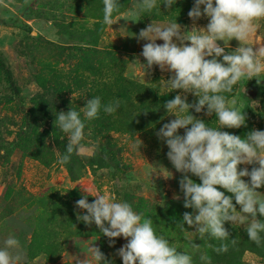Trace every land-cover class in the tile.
Masks as SVG:
<instances>
[{"label":"rangeland","instance_id":"obj_1","mask_svg":"<svg viewBox=\"0 0 264 264\" xmlns=\"http://www.w3.org/2000/svg\"><path fill=\"white\" fill-rule=\"evenodd\" d=\"M119 2L121 7L113 13L114 24L105 23L103 29L96 33L97 43L93 47L97 52L105 48L112 50L113 63L106 64L109 59L103 58L105 64L99 65L96 62L98 56L92 57L97 70L87 72L78 68L80 56L73 49L78 46L75 44L77 40L67 33L73 32V35H77L78 32L84 33L86 29H94L96 20L104 22L103 0H0V57L12 72L14 82L19 88V96H12L0 72V156L2 157L0 159V241L9 235H15L20 240L22 259L19 264H76L77 259L84 258L91 243L99 247L98 237L83 233L73 234L74 231L71 233L65 229L66 223L61 225L65 221L69 207L74 210V214L77 211L82 212L83 209L76 206V201L85 194L94 200L93 196L97 191L127 200L136 211L142 213L144 217L151 218L153 227L155 230L158 229L157 234L169 239L181 251H192L194 249L192 241L198 245L204 239V237H195L190 232H182L176 227L183 213L192 212V209L183 206V193L179 188L182 174L177 172L168 160L167 145L157 136L163 123L175 118L174 114L164 109L167 100L174 98L178 93L187 96L189 103H195L197 97L191 92L162 87L159 84L161 78L167 80L173 73L167 69L161 70L157 65H153L143 79L139 62L146 63L140 53L143 44L147 41L138 40L137 36L140 29L150 24L152 20L165 23L177 20L182 26V31H191L194 25L197 28L206 27L208 18L202 16L193 21L188 16L194 0H177L171 10L162 4L163 0H157L156 8L137 16H132L129 12L135 6L136 0H119ZM256 23L258 25L256 32L244 42L253 45L254 49L259 47L257 43H264V18L258 19ZM156 43L162 44L163 41L157 40ZM218 43L225 46L223 41ZM239 43L233 38L228 42L225 51L234 50ZM100 56L104 57L101 54ZM137 59L139 62H135ZM75 77L76 84L73 81ZM120 77L147 89L139 92L138 96L149 98L148 90L154 91L163 103L160 113L154 123L145 125L134 134L111 128L107 131L87 120L83 140L85 150L74 151L75 154L79 158L90 155L97 150L98 144L110 143L114 147L119 162L118 167L86 166L83 170H79L76 179H71L65 165L58 162L56 149H59L52 139L45 137L41 141L35 140L31 130L27 128L26 124L31 122V118L33 119L29 113L33 108V98L44 92L38 81L52 80L59 83L62 88L57 93L52 90V98H49L58 106V110L53 109L47 114V117L53 119L56 118L53 116L54 113L65 111L60 100L66 101L68 107L77 110L85 105L87 98L92 96L101 97L105 94L111 97L112 101L116 98L115 81ZM233 90L234 93L228 99H234L236 105L244 111L245 124L239 128L222 130L244 137L253 129H264V72L251 79L242 78L233 86ZM190 112L195 117L205 120L209 126H218L214 113L212 116H207L204 111L196 113L190 109ZM51 119L47 118L45 122L38 121L39 129L49 128ZM55 127L59 128L56 125ZM183 131L180 129V134H183ZM66 135L63 132L61 136L65 142H67ZM15 142L24 143L28 147L22 149L16 144V148L7 154L10 144ZM37 150L49 151L45 157L48 164L31 156L32 151ZM4 156L8 157V160ZM153 166L164 167L172 175L169 177L158 175V170ZM253 166L258 165L245 164L240 167L251 170ZM159 171L170 175L164 169ZM189 175L196 182H200L198 177ZM244 179L247 181L249 178ZM221 190L226 192L224 189ZM257 191L264 194V187ZM226 194L231 195L227 192ZM177 195L179 199L175 198ZM40 197L44 198L45 203L37 202ZM48 197L52 199L47 200ZM60 200L65 201L69 206L62 207L61 211L60 208H55L56 222L51 217V221L45 218L42 223L48 224V229L54 232L53 240L61 243L63 250L57 259L50 262L43 254L37 257L29 256L28 245L34 236L36 218H40L45 207L49 212L53 211L54 202ZM174 203H180L182 209L176 211ZM167 204H170V218L173 221L166 227L162 222L154 224L153 216L163 215L162 211H165L164 207ZM236 207L239 210V205ZM178 213L179 216L175 217L174 215ZM225 227L245 230L241 224L232 225L228 222L225 223ZM185 229L195 230L187 224ZM126 243V238L122 236L115 238V243L110 244L107 250L103 248V252L107 258L114 259V264H123L122 259L117 255V250ZM242 262L264 264V257L246 251L242 255Z\"/></svg>","mask_w":264,"mask_h":264},{"label":"clouds","instance_id":"obj_2","mask_svg":"<svg viewBox=\"0 0 264 264\" xmlns=\"http://www.w3.org/2000/svg\"><path fill=\"white\" fill-rule=\"evenodd\" d=\"M176 3L177 0L162 2L169 10ZM103 5L104 22L114 24L113 13L121 7L119 0H103ZM156 7L157 0H136L129 12L137 16ZM188 16L193 21L206 16L208 23L206 27L194 25L191 31H182L177 20L166 23L152 20L137 36L138 40L147 41L140 53L146 63L135 61L142 68L143 79L157 65L173 73L167 80L161 78L162 87L191 92L197 97L195 103H189L187 96L178 93L167 100L164 109L175 118L163 123L157 132L167 145L168 160L182 174L179 188L183 206L192 209L183 213L176 227L195 237L220 240V246L215 248L219 252L228 247L224 241L230 234L225 223L241 224L248 238L259 246L264 242V194L257 191L264 187V129H253L244 137L222 129L245 124L244 111L224 93L232 92L242 78L251 79L264 72V43H257L259 47L255 49L244 43L256 32V21L264 18V0H194ZM233 38L240 42L239 46L226 52L225 47ZM157 40L163 43L158 44ZM218 41H223L225 46ZM119 107L118 98L105 103L100 96H92L79 110L70 107L68 111L57 112L54 124L67 134L64 151L56 149L58 162L67 163L74 151L85 150L87 120L97 118L101 111L114 113ZM190 109L196 113L204 111L207 116L214 113L218 126H209ZM180 129L184 130L183 134ZM245 164L258 166L251 170L240 167ZM154 168L158 175H172L164 167ZM189 174L198 177L200 182ZM245 177L249 179L246 181ZM93 197L89 202L85 194L76 201L79 209L86 210L83 214L77 212L76 218L85 224L95 223L110 244L115 243V238H126L127 243L117 250L123 264H194L191 254L178 251L169 239L157 234L151 218L144 217L127 200L99 191ZM185 224L195 230H186ZM192 247L196 249L200 245L192 241ZM21 259V242L15 235L0 241V264H19ZM199 261L211 264L207 253H200ZM76 264H114V259L107 258L91 243L84 258L77 259Z\"/></svg>","mask_w":264,"mask_h":264},{"label":"trees","instance_id":"obj_3","mask_svg":"<svg viewBox=\"0 0 264 264\" xmlns=\"http://www.w3.org/2000/svg\"><path fill=\"white\" fill-rule=\"evenodd\" d=\"M98 19V18H96ZM105 25V22L100 21L99 19L94 22V29H86L84 33L78 32L77 35H73V32H68L67 34L77 40L75 44L76 48H73L78 56H80V61L78 62V68L82 70H86L87 72H95L97 68L93 64V58L96 57V62L99 63V65H104V59L108 58L109 62L106 64H112L113 63V51L109 49H104L103 51H95L93 48L97 43V32H100L101 29H103V26ZM75 36H78L76 39ZM85 36H88L87 38ZM86 48V49H84ZM104 55L103 56H100ZM104 58V59H103ZM106 69V68H104ZM78 70V69H76ZM0 72L3 74V81L6 84V87L9 89V91L12 93V96L17 97L19 96V88L14 82V78L12 75V72L8 68V66L5 64L4 60L0 57ZM105 75V74H104ZM75 79H73L75 83ZM46 81V82H45ZM40 82L41 88L44 91L42 94H39L38 96H35L33 98V108L29 112L31 116H33V119L31 118V122L27 125V128L31 130V133L33 137H35V140L41 141L45 137H50L52 141L55 143L56 147L59 149L60 152L64 151V146L67 142H65L63 139H61V136L63 134V131H61L59 128H56L54 125V121L56 118L51 119L52 117H47V114L51 112L53 109H57V103L55 104L53 100H49V98H52V90H55L57 93L60 89H62L59 85V83H55L52 80H41ZM59 82V81H56ZM78 82V81H77ZM51 83H54L51 85ZM76 84V83H75ZM115 87L117 88L116 91V98L120 100V107L114 112L109 114L108 116L106 113L101 111L100 115L92 119L91 122L95 123L96 125H99L102 129H112V130H118L123 132H128L130 134H134L135 131L140 130L145 125L154 123V120L157 119V116L160 113V109L162 106V100L157 97V95L154 94V91L150 89L148 90L147 96H138L139 92L147 90L144 86L133 84V82L127 81L124 78H119L115 81ZM69 88V87H68ZM234 93V90L230 93H224L228 98L232 96ZM48 96V97H46ZM102 102H109L111 101V97H108L107 95H101ZM148 100V101H146ZM137 102V104H136ZM60 104L64 106L65 111H68L70 107L66 104V101L60 100ZM54 110V112H55ZM56 113H54L53 116ZM114 115L116 117H114ZM51 119V125L49 128L39 129V123L44 121L45 119ZM110 125V126H107ZM86 129V128H85ZM107 130V131H108ZM19 146L22 149H26L28 145L24 143H12L10 144V148L6 151V153H10L13 149ZM97 150L93 151L90 155H83L79 158L78 155L73 152L71 154V159L67 163H63L65 165V168L70 176L71 179H76L78 177L79 170H83L84 167H94V168H100L105 166H113L118 167V160L116 159V153L113 149L114 147L110 143H104V144H98ZM42 150L32 151L31 156L34 159L42 160L43 163L48 164L49 162L45 161V157L49 153ZM100 153V154H99ZM50 154H52L50 152ZM49 154V155H50ZM6 160H8V157L4 156ZM2 157L0 156V159ZM80 175V174H79ZM71 192V191H68ZM8 196V194H6ZM48 199H52L51 197H48ZM89 202L93 201L91 198H88ZM39 203H45L44 198H39L37 202ZM73 202V201H72ZM60 205H58V204ZM170 204H167L164 207L165 211L163 212V215L158 214L159 216H153V223H161L165 225V227L171 223L173 220L170 218V211L171 208L169 206ZM176 206V211L179 210V208L182 209L180 206V203H174ZM69 206L68 203L65 201L60 200V202H54L52 206L51 212L47 210L45 207L43 209L42 214L39 216L40 218H36V223H34V229L35 232L32 242L28 245V253L31 257H37L40 254H43L46 256V259L50 261H54L58 258L60 252L63 250L62 244L54 241V232L48 229V224L42 223V220H50L52 219L56 222L57 218L54 216L55 208H60V211L62 210V207L65 208ZM78 212V211H77ZM75 212V214L77 213ZM86 212V210H83L80 212L83 214ZM74 210H72L69 207V211L67 212V216L65 217V221L61 223V225L65 224V229L67 231H70L73 234L77 233H83L88 236L98 237L99 240V248L103 252V248H110V242L109 238L104 236L99 227L95 225V223L92 224H85L82 221H78L77 218H75ZM175 217L179 216V213L174 215ZM46 218V219H45ZM157 222V223H156ZM85 228V229H84ZM230 234V237L224 241V243H227L228 247L226 250L223 251H215V248H218L221 244L220 240H217L215 238H209L207 236H204V239L200 241L198 245H200L199 248L192 249V251L188 252L193 256L194 264H201L199 261V254L200 253H207L208 256L211 259V264H244L242 262V255L244 252L249 251L252 253H255L261 257H264V242L261 243V245H257L254 241L250 240L247 236V233L245 230H240L235 227H231L230 229L227 228ZM85 230V231H83ZM158 231V229H156ZM234 238V243L232 242ZM211 245V246H210ZM106 249V250H107ZM178 251L179 250L178 248ZM183 251V250H182ZM104 253V252H103ZM106 256V255H105Z\"/></svg>","mask_w":264,"mask_h":264}]
</instances>
